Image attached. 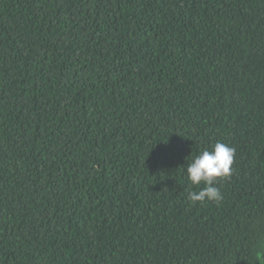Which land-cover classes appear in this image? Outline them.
<instances>
[{
    "label": "trees",
    "instance_id": "1",
    "mask_svg": "<svg viewBox=\"0 0 264 264\" xmlns=\"http://www.w3.org/2000/svg\"><path fill=\"white\" fill-rule=\"evenodd\" d=\"M0 264H264V0H0Z\"/></svg>",
    "mask_w": 264,
    "mask_h": 264
},
{
    "label": "clouds",
    "instance_id": "2",
    "mask_svg": "<svg viewBox=\"0 0 264 264\" xmlns=\"http://www.w3.org/2000/svg\"><path fill=\"white\" fill-rule=\"evenodd\" d=\"M235 149L223 142H216L211 151L203 150L187 164V178L194 186L204 185L198 192L188 193L192 203L220 202L222 193L216 186L217 180H224L231 176L234 163Z\"/></svg>",
    "mask_w": 264,
    "mask_h": 264
}]
</instances>
